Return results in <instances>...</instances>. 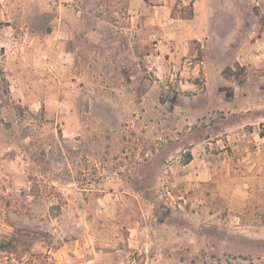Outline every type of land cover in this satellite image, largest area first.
<instances>
[{
  "label": "rangeland",
  "instance_id": "1",
  "mask_svg": "<svg viewBox=\"0 0 264 264\" xmlns=\"http://www.w3.org/2000/svg\"><path fill=\"white\" fill-rule=\"evenodd\" d=\"M202 4L143 11L107 75L0 15V264H264V0Z\"/></svg>",
  "mask_w": 264,
  "mask_h": 264
},
{
  "label": "crops",
  "instance_id": "2",
  "mask_svg": "<svg viewBox=\"0 0 264 264\" xmlns=\"http://www.w3.org/2000/svg\"><path fill=\"white\" fill-rule=\"evenodd\" d=\"M66 1L68 0H0L2 2L0 4V15H3L7 21L12 22L10 26L23 25V27L30 26L35 29H39L42 23L34 22V17H48L53 26L51 36L60 35L59 31L62 26L60 21L64 22L63 24L71 27L69 34L66 36L74 40L76 44L71 54L77 56L80 45H83L85 51L96 54V57L100 55L101 65L98 64L100 69H96V71L100 70V73L103 72L104 75H107L109 70L113 69L109 64L112 55H114L112 53L114 51L122 52L121 45L127 44L129 49L127 54L131 56L133 61L138 58L134 50L135 47L132 46L131 48V45L135 42L133 37L134 23L143 11H150L155 23L159 21L160 24L165 23L161 16L155 17V13L163 15L168 22L184 20L183 18L173 17L171 14L175 0H69L75 1V4H66ZM82 2L84 4H81ZM195 4L196 13L192 18L193 21H198L199 17L201 19L199 4L200 7L204 6L207 14L211 12L210 9L215 10V6L210 4L208 7L202 4V0H195ZM71 7L76 9L78 14L87 17L89 14V19L87 20L85 17V21L76 19L75 23L63 21L61 12L65 9H72ZM64 33L62 34L64 35ZM39 35L37 32L34 33L36 37ZM195 36H198V40L205 39L203 45L209 47L212 39L207 33L203 35L196 33ZM84 68V71L88 73L91 72L93 67L90 65ZM130 77L134 78L133 75ZM106 79L108 82V77ZM102 82H105V80L102 79Z\"/></svg>",
  "mask_w": 264,
  "mask_h": 264
},
{
  "label": "trees",
  "instance_id": "3",
  "mask_svg": "<svg viewBox=\"0 0 264 264\" xmlns=\"http://www.w3.org/2000/svg\"><path fill=\"white\" fill-rule=\"evenodd\" d=\"M174 97L177 98V95L175 94ZM174 101L175 99L171 101L172 102L171 106H173ZM20 235H21V229L15 228L10 238L1 239L0 240V252L18 251V246L20 244Z\"/></svg>",
  "mask_w": 264,
  "mask_h": 264
},
{
  "label": "built area",
  "instance_id": "4",
  "mask_svg": "<svg viewBox=\"0 0 264 264\" xmlns=\"http://www.w3.org/2000/svg\"><path fill=\"white\" fill-rule=\"evenodd\" d=\"M262 56H263V54H262V53H259V54H258V57H262Z\"/></svg>",
  "mask_w": 264,
  "mask_h": 264
}]
</instances>
